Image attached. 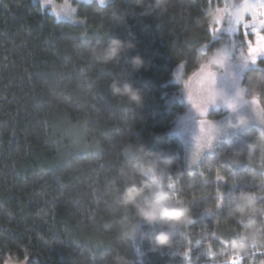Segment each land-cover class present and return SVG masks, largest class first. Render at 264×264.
<instances>
[{
    "label": "trees",
    "instance_id": "trees-1",
    "mask_svg": "<svg viewBox=\"0 0 264 264\" xmlns=\"http://www.w3.org/2000/svg\"><path fill=\"white\" fill-rule=\"evenodd\" d=\"M222 3L81 2L72 22L35 0H0V264H117V255L121 264H264V165L233 155L264 126L221 143L195 169L174 132L186 109L175 70L183 63L190 76L224 40L210 29ZM113 39L121 53L97 60L95 48ZM259 62L244 85L264 108ZM153 165L190 209L171 246L155 244L162 226L145 224L123 197L129 185L144 186L141 204L150 196ZM241 189L257 199L238 207Z\"/></svg>",
    "mask_w": 264,
    "mask_h": 264
},
{
    "label": "rangeland",
    "instance_id": "rangeland-1",
    "mask_svg": "<svg viewBox=\"0 0 264 264\" xmlns=\"http://www.w3.org/2000/svg\"><path fill=\"white\" fill-rule=\"evenodd\" d=\"M35 1L58 19L72 22L78 21L81 2L100 3V0ZM261 21H264V4L260 0H223L215 9L210 29L215 37H224L221 43L226 44L232 53L226 69H219L218 65L205 60L188 77L184 76L183 63L175 70L173 78L182 84L180 99L186 104V109L177 118L174 132L184 144L189 169L197 168L206 156L217 153L221 143H232L238 134L251 127L264 126V108L258 97L246 93L244 85L247 69L259 65L257 58H264V39L261 38L264 37V24ZM243 32L248 35L244 36ZM229 109L248 116L250 123L236 129L228 127L226 123L218 126L217 121L232 118ZM213 111H224L225 114L208 117ZM69 132L74 137L75 145H80V131L70 129ZM146 172L161 185L166 180L164 172L154 165L146 168ZM234 263L238 264L239 260ZM5 264L26 263L9 259Z\"/></svg>",
    "mask_w": 264,
    "mask_h": 264
},
{
    "label": "clouds",
    "instance_id": "clouds-1",
    "mask_svg": "<svg viewBox=\"0 0 264 264\" xmlns=\"http://www.w3.org/2000/svg\"><path fill=\"white\" fill-rule=\"evenodd\" d=\"M106 2L107 0H100L102 5ZM138 2H141V0H138ZM124 47L123 41L113 39L104 47H96L93 55L97 60L107 63L115 59ZM128 47H131V45H128ZM205 54L206 59L218 65L219 69H226L230 59H232V53L229 47L224 43L212 48L210 51L206 50ZM133 59L137 64L142 63V59L139 56ZM112 87L117 92L121 91L119 84L116 82L113 83ZM229 112L232 118L217 121L218 126L226 123L228 127L236 129L246 127L250 123L248 116L233 112L230 109ZM232 114H234V116ZM233 155L238 158L244 157L249 162H252L255 158L256 162L264 165V127H261L251 136L246 148L236 149ZM257 157H259L258 161ZM144 191V186L129 185L124 189V200L127 203L136 205L138 213L145 224L162 226L161 230L155 232L151 237L157 246H171L176 230L192 223L190 209L182 206V202L176 200L173 193L159 183L156 184L155 190L151 191L150 196L141 204L139 202V197ZM232 198L234 202L238 203V207L243 206L250 200L257 199L253 192L246 189L235 192ZM137 227H139V225H137ZM114 259L117 264H121L123 257L117 255Z\"/></svg>",
    "mask_w": 264,
    "mask_h": 264
},
{
    "label": "snow or ice",
    "instance_id": "snow-or-ice-1",
    "mask_svg": "<svg viewBox=\"0 0 264 264\" xmlns=\"http://www.w3.org/2000/svg\"><path fill=\"white\" fill-rule=\"evenodd\" d=\"M261 4H264V0H260ZM262 24H264V21H261ZM244 36H247L248 33L247 32H243ZM262 39H264V37H261ZM253 51H255V49H253ZM256 62H259V59L257 58ZM213 76L215 75L214 73L212 74ZM229 107H232V105H229Z\"/></svg>",
    "mask_w": 264,
    "mask_h": 264
}]
</instances>
